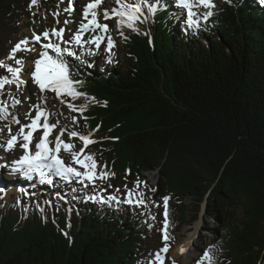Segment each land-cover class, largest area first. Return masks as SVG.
Instances as JSON below:
<instances>
[{
	"label": "trees",
	"instance_id": "obj_1",
	"mask_svg": "<svg viewBox=\"0 0 264 264\" xmlns=\"http://www.w3.org/2000/svg\"><path fill=\"white\" fill-rule=\"evenodd\" d=\"M48 1L37 0L34 9L31 0H0V60L14 66L7 59L12 42ZM214 3V15L196 30L187 27L186 18L174 24L180 15L147 13L148 27L124 34L126 70L108 59L103 45L73 50L81 59L69 58L72 78L84 82L76 87L95 98L83 113L86 121L74 114V127L87 134L100 126L93 133L97 142L85 152L95 153L115 176L96 181L95 191L75 180L77 192L69 199L78 211L70 215L55 198L47 205L25 199L10 185L0 190V264H157L166 195L170 240L184 223L189 195L195 218L205 202L206 228L216 217L207 246L213 264H257L263 257L264 2ZM29 58L22 72L26 82L28 70H34ZM0 75H7L5 69ZM8 92L22 99L16 112L30 96L26 85L19 92L6 86L0 101L9 105ZM18 113L23 116L21 109ZM154 170L156 191L149 197L148 187L136 188V181L148 185L143 172ZM133 189L144 193L147 206L122 202ZM89 194L115 199L100 204L84 199Z\"/></svg>",
	"mask_w": 264,
	"mask_h": 264
},
{
	"label": "snow or ice",
	"instance_id": "obj_2",
	"mask_svg": "<svg viewBox=\"0 0 264 264\" xmlns=\"http://www.w3.org/2000/svg\"><path fill=\"white\" fill-rule=\"evenodd\" d=\"M63 2V0H62ZM264 2V0H262ZM144 0L140 3H129L127 0H116L117 7L103 10V16L105 20L116 17L117 18V31L121 36L123 32L122 27L126 26L129 29L136 30L134 25L139 21L141 15V8ZM178 7L186 10L185 23L190 29H199L201 21L207 23L209 19L214 15V9L216 5L214 0H175ZM32 5L37 4V0H31ZM69 7L65 8V12L71 13L74 11L73 4L74 0H68ZM102 4V0H90V2L84 7L82 13V21L76 30L75 34L68 40L63 39L65 28H58L52 30H45L44 32L37 34L33 32L32 40L40 43L43 40L48 42L42 43V51L39 53V58L34 62V70L31 72L32 81L38 86L40 93L51 91L55 93L57 99L63 104L65 100L63 97H70L71 101L75 102L80 98L85 100V103L76 104L69 102L67 107L71 112L79 113L86 121L88 117L83 116V113L87 110L89 104L88 101H94V97H89L87 93L81 92L77 89V85H82L83 81L74 80L72 78V72L69 66V60L67 58L81 59L76 52L71 50L68 46L63 45H79L83 47L84 41L82 40L81 33L89 30L93 32L99 31L104 35H95L92 39L88 40L87 43L94 44L97 49L101 46V41L106 39L107 52L111 53V49L115 46L114 40L109 33V26L106 23H100L99 21V6ZM204 11H200V9ZM148 11L151 13L154 11V7L149 4ZM54 16L58 17L59 12L53 13ZM71 21L65 20L64 24L67 25ZM51 36L58 38L59 42L51 40ZM28 38L21 39L11 49L7 59L14 60V66L8 65L4 61L0 60V68L5 69L7 75H0V95H4L6 92V86L15 85L16 90L21 91L22 87L26 85V81L22 78V72L25 66L23 58H17L16 53L19 51H31L28 47ZM49 50L55 55H50ZM83 62V61H81ZM7 95L11 99L9 105L5 101H0V120L7 119L9 107L15 109L17 105L21 104V100L18 99L14 94L8 92ZM41 103L32 105L29 113H26L29 123L20 124L18 117L12 114V122L19 125L18 131L12 133L10 126L5 125L8 128L9 138L5 141L4 145H0L5 151L13 150L17 145L23 150V154L16 160L12 161L11 171L14 173H20L25 178L31 180L34 177L39 178L41 184L52 185L54 183L53 178H59L65 182H71L77 180L85 188L89 184L93 185L95 191L96 180L101 182L108 181L111 177L115 176V173L108 170L106 164H101L96 159V154L91 152H85V149L93 143H96L91 136L95 131L99 130V125L96 129L91 130L87 134L81 133L73 128H69L67 125H61L59 119L55 123L50 122L52 115H62V113H56L49 111L47 108L46 97L41 95L39 97ZM106 106V102H105ZM31 111H35V116L31 115ZM72 124L78 123L77 116L70 117ZM59 129L58 133L55 134L54 140L50 139L54 131ZM42 130V131H41ZM2 131V130H0ZM41 132L40 135L34 136V133ZM67 134L69 141L73 138H78L83 147L76 150V145L71 142H66L63 136ZM34 146V150H33ZM61 151L67 153L71 157V162L66 163L64 158L60 155ZM5 165H0L4 167ZM79 166V167H77ZM83 169L81 171L80 169ZM149 187L146 182L137 179L136 188L141 185ZM108 187H111L109 184ZM127 188V186H125ZM150 191L155 192L154 187L149 188ZM75 192L76 189H73ZM59 196V193H57ZM128 198L123 203L133 204L137 207L147 206V198L143 192L135 193V189L128 190ZM137 195L138 198L133 200V196ZM86 200L98 202L100 204L108 203L115 199V196H108L107 200L98 194H89L84 197ZM170 196L162 197L163 201V228L160 231L163 233L162 239L164 246L160 249V252L168 253L170 245L168 241L172 239L169 235L168 229L170 224ZM155 219V217H153ZM151 227V225L149 226ZM67 235V233H65ZM214 247V246H212ZM185 251L181 247L180 252L183 254ZM156 258H159L157 253ZM213 264V256L210 254V249H206L200 259L196 261V264ZM150 264V262H149Z\"/></svg>",
	"mask_w": 264,
	"mask_h": 264
},
{
	"label": "rangeland",
	"instance_id": "obj_3",
	"mask_svg": "<svg viewBox=\"0 0 264 264\" xmlns=\"http://www.w3.org/2000/svg\"><path fill=\"white\" fill-rule=\"evenodd\" d=\"M89 2H90V0H74V4H73L74 11L69 13V12L64 11L65 8L69 7L68 0H63V2H62V0H60V2H58V0L48 1L47 9H44L41 12H39L37 14L36 18H33L34 16H32V18H29V20L27 22L23 23L21 28L19 29L22 32H21V34H19L16 37L15 42H12L11 49L21 39L28 38V40H29L28 47H30V45H31L32 47H30V48L32 50L31 51H19L16 53V57L26 59V56L30 55V58L28 60V62H30V65H31V63L34 65L35 60L39 58V53L42 51V43H46L48 41L43 40V39L40 43L33 41L32 40L33 32L40 34V33L44 32L45 30L50 31V30L54 29V26H55V29L65 28V32L63 34V39L64 40L70 39L75 34L76 30L78 29V27L82 21V13H83L84 7ZM127 2H129V3H140L141 0H127ZM149 4H151L154 7V10L156 8L161 9L162 7H164L166 9L165 11L169 15H172L173 17H174V15H177L178 17L180 15L181 18L174 21V24H176V25L180 24L181 21H183L186 18V10H183L180 7H178L175 3V0H144L142 7H144L145 10L148 11V5ZM32 7L35 9V5H32ZM114 7H117L116 0H102V4L99 6V21H100V23H106L109 26V33L108 34H110L112 36L114 43H115V46L111 49V53H109V55L107 54L108 52L106 53L108 55V59L110 60V59L114 58L115 61H118V64L120 65V67L123 68L124 70H126L128 68V62L129 61H128L127 54L125 53V51L121 47V45L123 44L124 34L130 32V31H141L143 29V27L146 26L147 16H146L145 12L143 10H141V15H140L139 21H137L134 25L136 30H132V29H129L128 27L124 26L121 29V31L123 32V36H121L119 34V32L117 31V18L113 17V18H110L108 20H105L104 16H103V10L104 9H108L110 11ZM55 12H59L58 17L53 15V13H55ZM65 20H69L71 22L68 23L67 25H65L64 24ZM145 31L147 32V34H149L148 29ZM95 35H104V34L100 33L99 31L93 32V31L89 30L87 32L81 33L82 40L84 41L83 47H80L79 45H75V44L64 45V46H68L70 49L74 48V49H78L79 51H82L85 48V46H87V45L90 46V44L87 43V41L92 39ZM50 38L53 41L59 42L58 38L55 36H51ZM201 41H205L204 37L201 39ZM102 42L103 41H101V44L103 46L107 47L106 39L104 40L103 43ZM33 45H35L36 47ZM49 54L53 55L51 52H49ZM31 55L33 57H31ZM67 59L70 60L69 58H67ZM73 69L74 68H72V70ZM31 70H28L29 74H30V79L26 83V89L30 93V96H28L24 99V101L26 102V105L23 106V108H21L23 105L22 104L21 106H18V109H17V112H19L21 109L23 116H21L20 113L17 114L16 109H15V111H11L8 109L9 115H8L7 119L9 121H6L5 119H3L4 122L0 121V130H2V131H0V145H4L5 141L9 138L8 128L5 125L10 126V124H11L10 122L12 121V114H15L18 117L20 124L29 123V119H28L26 113H29L32 105H37V104L41 103V101L39 99V97L41 95L46 97L47 108L49 111H53L56 113H62V115H52L50 117V122L55 123L56 120L59 119L61 125H67L70 129L74 127V125L71 124L72 121H71L70 117L74 116V114L77 112H71L69 110V108L67 107V103H69V102L76 103V104L85 103V100L83 98H80L79 100L73 102V101H71L70 97L65 96V97H63V99L65 100V103L62 104L60 102V99L56 98L55 93H53L51 91H46L45 93H40L38 86L31 79V72H32ZM21 101H22V99H21ZM92 105L93 104H91V106ZM31 115L35 116V111H31ZM18 128H19V125L14 123V126L11 127L12 133L13 134L16 133L18 131ZM58 131H59V129H56L54 131L52 137H50V139L54 140V136H55V134L58 133ZM63 139L66 142L74 143L76 145L77 151H79V149L83 146L82 142L78 138H73L71 141H69L67 134H65L63 136ZM91 139H94L93 135L91 136ZM33 150H34V146H33ZM22 154H23V150L18 145L11 151H5L4 148L2 146H0V157H7V160H5L6 161L5 163L0 162V165H5L3 167L5 169V172H3L1 170L2 167H0V175L3 174L2 180L6 181L4 184H0V187L2 188V187H5L6 185H9V184H10V186L12 185V186L20 187L22 190V196L25 199L27 197H30L29 195H31V194H36L38 196L39 192L42 191V193H40V194L43 197V199L47 205L50 204V202L48 201L49 196L50 197H57L64 204H65V202H67V205H69V207H72V209L77 210V207L73 206L74 201H72V200L70 201L69 198L64 197L63 194H61V195L59 194V196H58L57 195L58 192H56L54 190L52 185L41 184L39 182L38 177L33 178L36 181V184L32 185V187L41 188V189L36 190V191L28 190L27 193L25 192V189H27V187L31 184V180H28L27 178H25L20 173H14L11 171L12 161L18 159ZM60 155L64 158L66 163L71 162V157L67 153H64L63 151H61ZM1 159L2 158H0V160ZM77 167H79V166H77ZM80 170L83 171L82 168ZM143 174L146 175L147 180L149 182V184H148L149 187L147 188L146 193L150 197L154 192L150 191L149 188L155 186V184L157 183L158 174H157V171H155V170L143 172ZM19 177L24 179L22 181V183H19L18 180L14 181L15 179H17ZM54 179H57L59 181L60 187L64 188L67 191L68 196L72 193L71 190L73 189V185L75 187V184H74L75 179L72 180L71 182H65V181L60 180L59 178H55V177H54ZM96 181H100V180H96ZM60 190H61V188H60ZM125 194H126V192H125ZM184 201L187 205L186 212H185V220H184V223L181 224L177 228V230L175 232V239L168 241V244L170 245V250L168 251V253L160 252V249L164 246V243L163 244L161 243L160 245L155 246L156 252L154 254V259H155L157 264H165L167 261L169 262V264H196V261H198L200 259L203 252L207 249V246H209V244L213 238L214 233L212 230L214 229L213 227H216V225H217L216 217L212 216L210 218V220L213 221L215 224H211L209 228H206L204 226V224L202 222V217H203L202 215L205 212L204 211L205 202L202 201V203L200 204V211L198 212V216L195 218L196 212L194 211L193 206H191V204H190L192 202L191 197L188 195ZM70 210L71 209L69 208V215L71 214ZM197 226H198V228H197ZM194 233H196V234L194 235ZM192 235H193V237H192ZM190 237L192 238V244L190 245V249L186 251L188 254L187 253L181 254V252L179 253L178 252L179 250H177L179 242L181 240H185V239L190 238ZM175 248H176V255L173 252V250ZM157 253L159 254V258H156ZM262 254H263V257L260 260H258L257 264H264V250L262 251ZM205 264H207V262H205Z\"/></svg>",
	"mask_w": 264,
	"mask_h": 264
},
{
	"label": "bare ground",
	"instance_id": "obj_4",
	"mask_svg": "<svg viewBox=\"0 0 264 264\" xmlns=\"http://www.w3.org/2000/svg\"><path fill=\"white\" fill-rule=\"evenodd\" d=\"M255 2V1H254ZM256 5V4H255ZM263 7V6H262ZM157 9L158 8H156L153 12H148L147 10H145V8L144 7H142V9L141 10H143L144 12H145V14H147V13H150V15H153L156 11H157ZM163 11H165L166 9L164 8V7H162L161 8ZM261 9V8H260ZM263 9V8H262ZM19 10V9H18ZM147 16V15H146ZM85 49V48H84ZM84 49L82 50V51H80V52H83L84 51ZM73 50H78V49H74L73 48ZM79 51V50H78ZM106 55V54H105ZM92 60V59H91ZM93 62V61H92ZM95 63V62H94ZM95 72V71H94ZM95 75V74H94ZM85 121V120H84ZM102 126V125H101ZM101 144V143H100ZM6 168V167H5ZM1 170L3 171V172H5V169L2 167L1 168ZM3 179V174H1L0 175V184H4L6 181L5 180H2ZM19 181V183H22V181L24 180V179H22L21 177H19V178H17V179H15L14 181ZM53 180H54V183L52 184V186H53V188H54V190L56 191V192H58L60 195L61 194H63V196L64 197H68L69 198V196L70 195H72V193L68 196V194H67V191L64 189V188H62V187H60V183H59V181L57 180V179H54L53 178ZM31 182H32V185H35L36 184V181L34 180V179H32L31 180ZM7 186V185H6ZM45 186V185H44ZM43 186V187H44ZM42 187V188H43ZM20 190H21V188L20 187H18ZM60 188H61V190H60ZM66 188V187H65ZM41 188H34V187H32V186H28L27 187V189H25V192L27 193L28 192V190H34V191H36V190H40ZM73 189H76V186L74 187V185H73ZM73 189L71 190V192L73 191ZM22 191V190H21ZM75 192H77V190L75 191ZM40 193H42V191L41 192H39V194H38V196L36 195V194H31V195H29L30 197V199L32 200V202H34V200H42L43 199V197L41 196V194ZM51 198H55V199H57V200H59L57 197H48V201L51 203ZM34 199V200H33ZM44 200V199H43ZM70 200V199H69ZM61 203H63L61 200H59ZM71 201V200H70ZM64 204V203H63ZM65 207H66V209L68 210V213H69V208L71 209L70 210V212H72V210L74 211L75 209H72V207H69V205H67V202H65ZM73 206L74 207H77L76 206V204L74 205L73 204ZM76 211H78V207H77V210ZM197 228H198V226H197ZM65 234V233H64ZM196 233H194V235H195ZM192 237H193V235H192ZM191 238V237H190ZM190 238H187V239H185V240H181L180 242H179V245H178V249L177 250H179L178 252L180 253V249H181V247L182 248H184L185 249V251L183 252V253H187L186 251L187 250H189L190 249V245L192 244V238L190 239ZM173 252H174V254L176 255V248L173 250ZM188 254V253H187Z\"/></svg>",
	"mask_w": 264,
	"mask_h": 264
}]
</instances>
